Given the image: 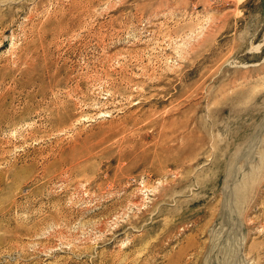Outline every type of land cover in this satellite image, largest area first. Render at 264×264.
<instances>
[{
  "label": "rangeland",
  "instance_id": "rangeland-1",
  "mask_svg": "<svg viewBox=\"0 0 264 264\" xmlns=\"http://www.w3.org/2000/svg\"><path fill=\"white\" fill-rule=\"evenodd\" d=\"M0 264H264V0H0Z\"/></svg>",
  "mask_w": 264,
  "mask_h": 264
}]
</instances>
